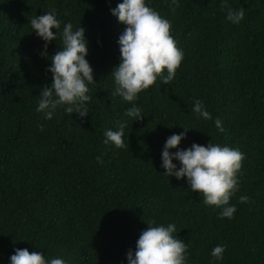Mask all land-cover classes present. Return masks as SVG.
<instances>
[{"label": "trees", "instance_id": "obj_1", "mask_svg": "<svg viewBox=\"0 0 264 264\" xmlns=\"http://www.w3.org/2000/svg\"><path fill=\"white\" fill-rule=\"evenodd\" d=\"M122 2L0 0V264H11L17 248L65 264H129L140 234L168 224L188 246L186 264H264V0H226L245 10L239 24L226 19L225 0H177L175 13L172 0H146L170 21L184 56L170 83L158 78L133 102L142 121L125 115L133 103L111 96L126 28L112 9ZM51 9L59 31L67 23L85 29L96 82L88 85L85 118L67 105L51 120L37 111L62 40L53 29L57 39L45 56L30 20ZM196 100L210 119L193 111ZM122 121L127 147L118 149L105 143V132ZM185 128L173 153L212 142L244 155L232 219L204 204L186 177L163 174L166 140ZM218 245L222 260L211 255Z\"/></svg>", "mask_w": 264, "mask_h": 264}, {"label": "clouds", "instance_id": "obj_2", "mask_svg": "<svg viewBox=\"0 0 264 264\" xmlns=\"http://www.w3.org/2000/svg\"><path fill=\"white\" fill-rule=\"evenodd\" d=\"M172 12L178 7L177 0H172ZM227 10L226 19L239 24L245 17V10H235L228 6L226 0L221 5ZM55 9L45 12L44 15L35 16L30 20L33 32L45 41L47 47L56 41L57 30L62 48L51 59L52 74L51 86L45 85L40 92L37 111L44 118L51 120L59 106L67 105L66 112L79 114L81 118L88 116L86 103L91 100L88 95L89 84L96 83L94 70L86 57L89 54L88 41L85 38V29L81 26L73 30V25L67 23L62 31L61 23L56 18ZM112 14L121 24L126 25L119 38L120 64L111 77L114 78L115 91L111 96L122 97L124 101L133 103L140 93L150 89L157 83L158 78L163 84L170 83L183 60V52L177 47L171 35L172 25L169 20L148 6L146 0H123ZM167 70V75H165ZM193 111L204 119H210V114L204 110L199 100L195 101ZM125 115L134 121H142L144 116L141 109L133 106L128 108ZM216 126L223 131L221 122L216 120ZM43 131V125H40ZM127 122H118L117 130L105 132V143L111 142L118 149L126 148L124 142ZM185 134L170 136L162 152V167L166 170L163 174L183 180L187 178L192 192L203 197V203L208 206L222 208L221 217L232 219L237 211L230 205L232 196L239 190L238 173L242 168L244 155L237 149L228 146L208 144L207 147L193 144L187 150L173 153L178 149ZM178 160L181 167L173 163ZM97 161L102 163L101 158ZM240 203H249L247 196L239 198ZM153 224L155 222H152ZM150 225V224H149ZM174 224L167 226H151L144 230L137 241L136 251H129L127 259L129 264H186L188 246L184 240L176 238ZM225 247L218 245L213 248L211 255L217 260L223 259ZM11 264H65L63 259L53 258L50 261L40 252H29L27 249H15V254L10 257Z\"/></svg>", "mask_w": 264, "mask_h": 264}]
</instances>
